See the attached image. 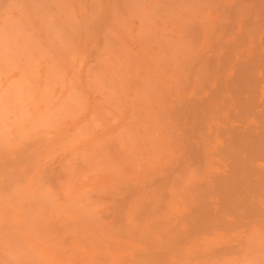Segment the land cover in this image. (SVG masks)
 <instances>
[{"label": "bare ground", "instance_id": "6f19581e", "mask_svg": "<svg viewBox=\"0 0 264 264\" xmlns=\"http://www.w3.org/2000/svg\"><path fill=\"white\" fill-rule=\"evenodd\" d=\"M37 2H45L50 17L49 13L40 15L45 9H40L42 5L38 8ZM16 7L30 15L31 25L33 13L47 18L55 38L50 36L52 30L38 29L39 35L50 31L47 35L51 38L47 37L53 41L47 38V46L54 41L67 45L66 51L58 48L55 55L50 52L52 57L49 50L45 51L48 56L43 53L51 57L52 64H59L58 69L51 64L52 70L46 61L45 80L51 71L54 76L60 70L61 75L63 67L74 64L75 57L69 56L73 47L82 60L77 58V65L89 64L83 72L89 78L88 87H96L97 81L98 88L105 79L113 85V78L118 79L108 91H102L101 84L99 89L88 88L84 82V91L91 89L94 96L99 90L102 93L89 104L85 102L87 91L83 97L80 89H75L79 88L75 87L79 77L76 66L72 71L75 88L70 91L66 87L70 93L68 97L65 91L58 101L62 107L53 104L57 110L51 106L52 113H47L55 115L53 112L64 108L59 117L52 116L58 120L54 121L57 127L65 122L67 112H78L79 106L73 111L72 105L83 100L87 103L85 114L92 119L84 122L97 129H83L82 121L70 139L69 131L77 125L68 121V131L62 130V124V131H50L52 137L49 132L44 134L47 139L42 134L44 140L38 136L36 142L34 138L23 142L11 134L12 143L7 145L10 139L5 146V128L0 131L6 138L0 135L4 140L0 143L4 146L0 148V264H264V0H0L3 25L5 19H10L9 25L19 22L12 18ZM3 28L2 37L3 31L5 35L8 31ZM63 55L71 58L68 61ZM92 58L94 61L87 62ZM95 70L101 73L100 78ZM55 79L57 84L52 79L45 85L51 83L52 91L53 86L60 84L61 88L65 78ZM15 92L2 95L0 91L1 99L5 101L6 93ZM25 92L23 98L16 93L18 100L30 96V101L37 95ZM27 93L30 95L24 97ZM41 93L44 99L47 88ZM8 97L7 102L15 99ZM42 97L38 96L39 104ZM50 97L44 100L51 105ZM82 97L85 99L80 100ZM62 99L69 100L67 106L61 104ZM20 101L10 103V110ZM34 101L29 102H33L32 108L39 105ZM5 102L0 104L3 112L7 110ZM21 103L13 106L16 113L4 114L23 119L17 115L21 107L23 113L31 110ZM101 110H107V116ZM40 116L36 117L39 121L44 119ZM94 116L102 121L97 123L99 128L92 122ZM52 118L42 124L52 123ZM39 121L36 123L41 126ZM5 122L0 126L5 127ZM50 123L48 129L53 130ZM21 125L17 134L23 133ZM8 126L11 129L13 125ZM35 127L30 133L46 128ZM75 135L82 137H78L80 141ZM33 147L36 150H31ZM11 184L23 196H31V201L24 202L20 195L19 203H11L14 191L10 190L15 188Z\"/></svg>", "mask_w": 264, "mask_h": 264}, {"label": "rangeland", "instance_id": "374dc122", "mask_svg": "<svg viewBox=\"0 0 264 264\" xmlns=\"http://www.w3.org/2000/svg\"><path fill=\"white\" fill-rule=\"evenodd\" d=\"M37 3H38V2H37ZM43 3H45V2H40V3H38L39 6H38L37 4H35V5H37L38 8L40 7V5H42V6L40 7V9L42 8L43 10L45 9V11H46V13H45V11H44V14L41 13L40 15H44V16H45V14H46L45 17H47V13H49L48 15H49V17H50V15H51V11H48V12H47V5H45V4H43ZM37 6H36V8H37ZM45 6H46V7H45ZM13 11H14V12H13V15H15V14H16V15H15L14 17H12V18L16 19V20L19 21V22H15V23L13 22V23H12L13 25H11V24L9 25V21H10V19H8V21H7L8 24H6V25H8L9 27L5 25V23H7V22H5L6 19L4 20V25H3V23H2V22H3L2 20H3V18H5V16H4V15H1V16H0V19H1L0 21H2V22H0V23H1L0 26L3 25V26L0 28V30L4 29L3 27L5 26V28L7 27L6 30H8L9 33H10V32L12 33V34L10 33V34L12 35V36H10V35H8V31H6V32H7V35H8V37H7L8 39L4 37V36H7V35H5V33H4L5 31H3V37H4V39H3V37L1 36L2 34H0V36H1L0 38H2V39L4 40V41H3V40L1 39V40H2V43H1V40H0V44H4V42H5V45H6V43H8V44H7L8 46L0 45V52H2V55H1V53H0V55H1L0 63H2V65L0 64V91L2 92V93H1L2 95H3L5 92H9V91H10V92H12V91L15 92L14 90H16V91H18V92H15V94H13V93H9V94L6 93V95H5V97L7 96V97L5 98V101H6V102L2 100V99H4V98L1 99V97H4V96H2V95L0 94V95H1V96H0V99L2 100V101H0V104H1V103L4 104L3 102H5V104H6V106H7V107H6L7 110L5 109L6 112H3V109H2L3 107H1V105H0V112H1V113H0V117L2 116V118L0 119V121L4 119L3 122H5V121L8 122V124H7L6 122L4 123V124H6L5 127L3 126V124H2L3 127L0 126V131L3 130V129L5 128V130L3 131V133H6L5 137L8 138V139H6V138L4 137V135L2 136L3 133L0 134V135L2 136V137L0 136L1 138H3V139L5 138V139H6L5 141L2 140V141H4V143H3V142L1 141V139H0V143L2 142L3 145H4L6 142H8V141L11 139V140H10L11 142L9 141L10 143H8L7 145L11 144V143H12V137H13L14 135H15L14 137H17V138L19 137V138H21V140H22L23 142L26 141V140H25L26 138H27V139L29 138L28 140H33L32 138H34V141H35V140H36L35 138H37L38 136H40V135H42V134H43L44 137H46L45 139H47V138H49V137H52V135H54V134H51L50 131H51L52 133H55V132H56V133H57V132L59 133V131H62V130L65 131V130H67V129H66V128H67V127H66V126H67V123H66V122H68V121H69V122H68L69 124H71V123H70L71 121H72V122L74 121V123L76 122L75 124L77 125V127L74 128V131L72 130L73 128H71L70 126H68V127L71 128V129H70V131H69L70 133L68 132L69 134H68V133H67V134H68V136L70 137V139H72V136L74 135V133L78 132V131H77L78 129L80 130L79 127L82 126L80 123H83L84 121H85V122L88 121V122H86V123H89V119L92 120L91 117L89 118V115H90V114H89V115H88V114H85V113H86V105H87V103H89V104L92 103V104H93V99H94V97L98 98V97L100 96V94L102 95V93H101L100 90H99V91L96 90V91L99 92V94H97V92L95 93V94H97L98 96H97V95L94 96V94H91V93H92V91H90L91 89L88 90V88H90L91 86L88 87V85H89L90 83H89V82H88L89 84L87 83V81H88L87 79H89V78H87L88 76L85 77V76H84V73H86V71L88 70V68H89V64H88V67H86V66H87V65H86L87 63L84 64L83 62L81 63L80 66L77 65L78 61L81 60V58H80L81 56L77 55V53L75 54L76 51H75V49H74L73 46H72L73 48L71 47L72 49H70V48L68 47V48L70 49V51H71V53L69 52L70 54H69V53H68V54H69V56H70V55L72 56V59H73V57H75V58H74L75 61L72 60V61L74 62V64H73V63H71V64L68 63L69 66H68V64H65V62H64V64H65L66 66H68L67 68H69V67H70V68L67 69V68L65 67V69H63V68H64V67H63V68L61 69V70L64 72V73H63V72L61 71V75H63L62 77L65 78L64 81L62 80V82H64L63 85H65V86L62 85V87H64V88L61 87V88H62V90H61V88H60V84H59V83H58L59 86H58V85H57V86H53V87H55L54 91H52L53 88H52V89L50 88L51 83H50V85H48L49 87H46V86H47V83H46V82H48L47 80H50V81L52 82V79H53V81L56 82L57 80H56L55 78H57V77H60L61 79H63V78L61 77V75L58 74V72H59L60 70H59L58 72L56 71L57 73H56L54 76L52 75V74H54V73H52V71H51V74H49V75L47 76V80H45V77H46V76H44L45 74L43 75L42 73H44V71H45V70H44V69L46 68L45 65H47V64H46V61H50V65L53 63V62L51 63V60H50V58L52 57V54H51L52 52H53V53H54L55 51L57 52V49H58V48H60V49H62V50H64V51H66L67 48L65 49V46H67V45L65 44V42H66L67 40H66V41L63 40V41H65V42H64L65 45L61 44L62 42H60L61 46H64V48H62V47L58 44L57 41H54V43H53L54 46H53L52 43H51V46H47L46 43H48V42H47L48 39L51 38L52 36H53L52 38H55V37H54L53 29L50 27L51 25H50V24L47 25V20H46L47 18H46V19H43L44 16H42V17L39 16V17H41L42 19L40 18V19L38 20L39 17L36 16L35 13H33L32 16H33V19H34V24L31 25L32 19H30V17H29L30 15H29V14H28V15H29L28 17H27V15H26V13H24V15H23V11H22V9L19 8V7H16ZM16 11H18L19 13L16 12ZM14 13H15V14H14ZM19 15H20V16H19ZM16 16L20 17V20H21V19H22V20L24 19L25 22L22 21V20H21V22H20L19 18L16 17ZM24 17H25V18H24ZM45 17H44V18H45ZM12 18H11V19H12ZM28 19H29V22H28ZM30 20H31V22H30ZM40 21H42L43 23H42V22L40 23ZM45 21H46V25H47L49 28L45 25ZM48 21H49V20H48ZM22 22H23V23H22ZM10 23H11V22H10ZM18 23H22V24H21L22 27H21L20 25H18ZM32 23H33V22H32ZM14 24H15V25H14ZM16 24H17V25H16ZM26 24H27L28 27H26ZM35 24H36V25H35ZM41 24H42V25H41ZM30 25H31L32 27H33V25H34V28H32ZM44 25H45L46 27H44ZM35 26H37V27H35ZM8 28H9L10 30H9ZM11 28H12V29H11ZM13 28L16 29V31H15ZM18 28H21V29H20L21 33H20V31L18 30ZM29 28H30V29H29ZM31 28L34 29L35 31L37 30V31H36L37 33H36L34 30H32ZM35 28H36V29H35ZM39 28H40V29H41V28H42V29H43V28H45V29L47 28V30H52L51 33H50V31H48V32L51 34V35H50L51 37L48 36L49 34H48L47 31H46V32H47L48 35H47L46 33H44V31H42V34L39 35V34H40V33L38 32V31L40 30ZM22 29H23V30L25 29V30L22 31ZM38 29H39V30H38ZM43 30H44V29H43ZM12 31H13V32H12ZM30 31H31V32H30ZM32 31H33V32H32ZM14 32H16V34H15ZM17 32L20 33V34H17ZM26 32H27V33H26ZM52 32H53V33H52ZM1 33H2V31H1ZM23 33H24V34H23ZM34 33H35V34H34ZM22 34H23V35H22ZM31 34H32L33 36H32ZM52 34H53V35H52ZM19 35H21L22 37L19 36ZM28 35H29V36H28ZM34 35H35V38H33ZM43 35H46V36H44V37H46V38H44ZM14 36H15V37H14ZM16 36H19V37H16ZM23 36H24V38H23ZM25 36H26V38H27L28 41L25 40ZM41 36H42V37H41ZM47 36H48L49 38H48ZM13 37H14V38H13ZM20 37H21V38H20ZM22 38H23L24 40H23ZM28 38H30V40H32V42H34L35 45H32V44H34V43H32V42L30 43V40H29ZM43 38H44L45 40H44ZM47 38H48V39H47ZM16 39H17V40H16ZM21 39L24 41V43L26 42V44H23V41H22V43L20 44ZM41 39H42L43 41H42ZM46 39H47V40H46ZM5 40H6V41H5ZM10 40H11V41H10ZM35 40H36L37 42H36ZM40 40H41V41H40ZM38 41H39V42H38ZM49 41H50V39H49ZM51 41H53V39H51ZM51 41H50V42H51ZM10 42H11V44H12V43H14V44L11 45ZM16 42H17V43H16ZM67 42H68V41H67ZM67 42H66V43H67ZM15 43H16V44H15ZM18 43H19V44H18ZM37 43H38V44H37ZM56 43L58 44V46H57ZM44 44H45V45H44ZM55 44H56V45H55ZM67 44H70V43H67ZM71 44L73 45L72 41H71ZM71 44H70V45H71ZM20 45H22V46L24 45V47H26V46L28 45V46L26 47L28 50H26V48H24V47H21ZM29 45H31V46L29 47ZM40 45H42V46L44 45V47H46V49H43L44 47H42V46H41V47H42V48H41ZM50 47H51V48H50ZM54 47H56V48L54 49ZM3 48H4L5 50H4ZM9 48H10V49H9ZM36 48H37V49H36ZM38 48H39V49H38ZM47 48H50L51 51H50V49H47ZM2 49H3V50H2ZM21 49H22V50H21ZM24 49H25V50H24ZM69 49H68V50H69ZM73 49H74V50H73ZM10 50H11V51H10ZM23 50H24V51H23ZM38 50H39L40 52H39ZM47 50H49V53L51 52V53H50V54H51V57L46 58V57L48 56L47 53H46ZM52 50H53V51H52ZM3 51H4V52H3ZM25 51H26V52H25ZM45 51H46V52H45ZM41 52H42V53H41ZM44 52H45L46 54H45ZM56 52H55V53H56ZM62 52H63V51H62ZM4 53H5V56H4ZM35 53H36V54H35ZM43 53H44L45 55H47V56L44 57L45 55H44ZM55 53H54L53 55H55ZM64 53H65V52H64ZM50 54H49V55H50ZM65 54H66V53H65ZM26 55H28V56H26ZM66 55H67V54H66ZM66 55H63V56L67 57ZM22 56H23V57H22ZM38 56H39V57H38ZM21 57H22V58H21ZM25 57H26V58H25ZM32 57H33V58H32ZM70 58H71V57H70ZM70 58L67 57L68 61H69ZM77 58H78V59L80 58V59L77 61ZM41 59H42V60H41ZM92 59H93V58H92ZM92 59H89L87 62H89V61H90V62H91V61H94L95 58H94L93 60H92ZM97 59H98V58H97ZM20 60H21V61H20ZM22 60H24V61H22ZM30 60H31V61H30ZM37 60H38V61H37ZM64 60H65V59H63V61H64ZM2 61H3V62H2ZM16 61L19 62V63H16ZM61 61H62V60H61ZM63 61H62V62H63ZM68 61H67V62H68ZM81 61H82V60H81ZM81 61H80V62H81ZM95 61H96V60H95ZM58 62H59V61H58ZM62 62H60V63L62 64ZM80 62H79V64H80ZM98 62H100V60H98L97 63H98ZM4 63H5V64H4ZM15 63H16V64H15ZM54 63H55V62H54ZM56 63H57V62H56ZM100 63H101V62H100ZM7 64H8V65H7ZM44 64H45V65H44ZM83 64H84V65H83ZM92 64H93V63H92ZM92 64H91V65H92ZM4 65H5V66H4ZM23 65H24V66H23ZM52 65L56 66L55 69H58V68H59V67H57V65L59 66V64H56V65H55V64H52ZM52 65H51V68H52ZM65 65H62V66H65ZM72 65H73V66H72ZM85 65H86V66H85ZM91 65H90V66H91ZM94 65H95V63H94ZM94 65H92V66H94ZM22 66H23V67H22ZM42 66H44V67H42ZM71 66H72V67H71ZM76 66H79V68L76 67ZM74 67H75V68H74ZM81 67H83V69H82ZM85 67H86V68H85ZM24 68H25V70H24ZM42 68H43V71H42ZM60 68H61V66H60ZM76 68H78V69L75 70ZM90 68H91V67H90ZM15 69H16V70H15ZM28 69H29V70H28ZM33 69H34V70H33ZM37 69H38V70H37ZM49 69H50V68H49ZM70 69H71V72L69 71ZM92 69H93V67H92ZM23 70H24V73L26 72L25 74H26L27 81H26V78L23 79V77L25 76L24 73L22 74ZM52 70H53V68H52ZM73 70L77 71V73H76L75 71H73ZM80 70H81L82 72H81ZM85 70H86V71H85ZM90 70H91V69H90ZM90 70H89V71H90ZM27 71H28V72H27ZM33 71H34V72H33ZM35 71H36V72H35ZM49 71H50V70H49ZM54 71H55V70H54ZM54 71H53V72H54ZM68 71H69L70 73H69ZM72 71L75 72V75L77 74V77H78V76L80 77V78L78 77V81H76L77 79H74V80H73V81H76V83L78 82V85H77V86H75V84H76L75 82H74L75 84L72 83V77L75 76V75L73 74ZM46 72H47V71H46ZM46 72H45V73H46ZM78 72H79V74H78ZM83 72H84V73H83ZM94 72H96V70H95ZM5 73H7V74H5ZM37 73H38L39 75H38ZM68 73H69V75H68ZM71 73H72L73 75H72ZM87 73H88V72H87ZM91 73H92V72H91ZM91 73L89 72V74H91ZM96 73H98V72H96ZM1 74H2L4 77H3ZM4 74H5V75H4ZM27 74H29V77H27ZM30 74H31V75H30ZM64 74H65L66 77L64 76ZM82 74H83V75H82ZM99 74H101V73L99 72L96 76H98ZM23 75H24V76H23ZM37 75H38V76H37ZM40 75H42V76L39 77ZM81 75H82V76H81ZM85 75H86V74H85ZM87 75H88V74H87ZM117 75H118V74H117ZM89 76H90V75H89ZM93 76H94V75L91 74V77H92L93 79L90 77V80L92 79L91 81L93 82V80H94V82H95V81H96V80H95L96 77L94 78ZM32 77H33V79H32ZM38 77L40 78V80H38V79H39ZM67 77H71V79H69V78H67ZM75 77H76V76H75ZM83 77H84L85 79H83ZM98 77H99V76H98ZM101 77H102V75H101ZM113 77H114V76H113ZM117 77H118V76H117ZM117 77L115 76L116 79H118ZM28 78H29V79H28ZM81 78L83 79V82H82V79H81ZM99 78H100V77H99ZM115 78H113V79L115 80L114 83H113V80H112L113 85H109L108 83H105V82H107L106 79H105V78H102L101 80H104V79H105V81H103L104 84H102V82H99V83L102 85V87H100V84H99V86H98V88H97V84H98V82L96 81V83H97V84H96V87H94L95 84H94V86H93V85H92L93 83H91V85L93 86V87H91V88H93V89H94V88L99 89V87H100V89H101V88L104 89L105 87H108V89H107V88H106V90H103V89H102V91H108V90H111L112 87H113L114 85L117 84ZM36 79H37V80H36ZM41 79H42L43 81H45V82H44V83H45L44 85H40V84H39V83L43 84V81H42ZM58 79H59V78H58ZM67 79L71 80V83H70V84H71V87H70V84L68 85V82L66 81ZM97 79H98V78H97ZM79 80H81V81L79 82ZM84 80H85V81H84ZM86 80H87V81H86ZM90 80H89V81H90ZM101 80L98 79V81H101ZM14 81H15V83H14ZM21 81H22V82H21ZM37 81H42V82H37ZM50 81H49V82H50ZM91 81H90V82H91ZM35 82H37V84H36ZM49 82H48V83H49ZM58 82H59V80H58ZM69 82H70V81H69ZM84 82H86V83H84ZM60 83H61V81H60ZM81 83H82V84H81ZM83 83H84L85 85L88 84V85L86 86V87H88V88H87V90H85V91H87L85 94H88V95L90 94V95H89L90 97H89L88 95L86 96V100H85V102L88 101L87 103H84L83 100H82V99H85V98H83V97H84L83 95H84V92H85V91H84V88H83V87H84V84H83ZM112 83H111V84H112ZM27 84H28V85H27ZM53 84H57V82H56V83H53ZM61 84H62V83H61ZM72 84H74L75 87H78V86H79V88H75L74 86H72ZM107 84H108L109 86H108ZM18 85L21 86V87H19ZM22 85H23V87H22ZM45 85H46V86H45ZM81 85H82V88H83V89L81 88ZM12 86H13V87H12ZM39 86L41 87V89H39ZM43 86L47 88V94H48V95L51 94V91L53 92V94H51V95H52L51 97H50V96H47V94L45 93V94H46V97L44 98L45 100H49V98L46 99L47 97H50V99L52 98V99H53V101H52L53 103H51V105L48 104L49 102H47V101L45 102V100L43 99V97L40 96L41 94H42L43 96H45L43 93H41V90H43V89H44V92L46 91V88H43ZM111 86H112V87H111ZM6 87H7V88H6ZM14 87H15L16 89H15ZM66 87L69 88V90H70L72 87H74V88L76 89V91H78V90L80 89L78 92H79L80 95L82 94V96H83L82 98H80V100H82L83 104H82V102H81L80 100H79V102H81V103L74 104V103H75V102H74V103H73L74 105H72V106H73V108H75V110H73V111H76V108L79 106V108H77L78 112L76 111V113L78 114V113H79V110H83V109H84L83 111H85V112L83 113V111H80V114H78L79 116H78L75 112H72L73 114H70V113L67 112V113H66V117H67V116H68V117L65 119V122L62 123L63 125H64V124H65V125L63 126L62 124H60L59 126L56 127V125H54V121H56L57 119L52 118V116H53L54 114L50 115V114H47V113H52L51 110L54 109V108H56V106L54 107V105H58V104H59V102H60L59 100H60L61 98H63V95H64V94L67 95V92H69V90H68ZM86 87H85V89H86ZM17 88H18V89H17ZM74 88H73V89H74ZM27 89H28V90H27ZM38 89H39V90H38ZM50 89H51V90H50ZM75 89H74V90H75ZM77 89H78V90H77ZM93 89H92V90H93ZM5 90H6V91H5ZM21 90H23V91H21ZM30 90H32V91L35 90V91H33V92L31 93ZM55 90H57V92H56ZM58 90L61 91V95L58 94V93H59ZM3 91H5V92H3ZM24 91H26V92L29 91L31 94H33V97H34L35 94H37V95L39 94V95H38V96H39V99H40L41 97H42V99H43V102L41 103L42 105L39 104L41 99L39 100L37 95H35L34 98L31 97L30 101H29L30 96H29V98H28V97L24 98V99H23L24 101H23L22 99H21V101L18 100L19 96H20L21 98H23L21 95H22V92L24 93ZM62 91H63V92H62ZM65 91H66V93H64ZM70 91H72V89H71ZM76 91H73V92H76ZM80 91H82L83 93H80ZM88 91H89L90 93H88ZM94 91H95V90H94ZM94 91H93V92H94ZM26 92H25V93H26ZM78 92H76V93H78ZM16 93H17V94L19 93L20 95L18 94L19 96H17ZM40 93H41V94H40ZM56 93H57V95H56ZM63 93H64V94H63ZM69 93H70V92H69ZM107 93H108V92H107ZM107 93L105 92L104 94H107ZM10 94L13 95V97H14V96H17V98L14 97V98L16 99V103H17V101H20V102H18L17 105H16V104H12L13 106H14V105H15V106H19V104H20L21 102H24V103H21V104H23V105L25 104V105H24V106H25L24 108H26V106H27L26 104H28V106H27L28 108H26V109H27V111L31 110V111L28 112V114L26 113V111L23 113V108L21 107V105H20V107H21L22 110L20 109V107H16V109L18 108V112H19L20 110L22 111V112L20 111L17 115H22V116H23V117H22L23 119L20 118L21 116L19 117L20 119H18V116H16V114H14L15 116H13V114L5 115V114H9V113H10L9 111H14L13 113H16V112H15L16 110L13 109V108H15V107L12 106V109H13V110H12V109L10 110V105H11L10 103H13V102L15 101V99L12 98L13 100H11V98H10V100L13 101V102H7V100L9 99L8 96L11 97ZM54 94L57 96V98L54 96ZM62 94H63V95H62ZM28 95H30V94H29V93H27V95L23 94L24 97H25V96H28ZM71 95H72V94H71ZM75 95H76V94H75ZM80 95H79V96H80ZM31 96H32V95H31ZM36 96H37V97H36ZM61 96H62V97H61ZM67 96L69 97V95H67ZM73 96H74V95H73ZM106 96H107V95H106ZM75 97H77V96H75ZM87 97H89V99H88ZM92 97H93V99H92ZM55 98H56V99H55ZM78 98H79V97H78ZM78 98H75V99H78ZM19 99H20V98H19ZM25 99H27L28 102H26L27 100L25 101ZM34 99H35V101H36V104L38 103V104L41 105V106L36 105V107L32 108L33 106H31V105H33V102H32V104H30L29 102H31V101L34 100ZM37 99H38V100H37ZM54 99H55V102H54ZM66 99H67V98H65V101H66ZM68 99H71V98H68ZM87 99H88V100H87ZM8 101H9V100H8ZM35 101H34V103H35ZM37 101H38V102H37ZM58 101H59V102H58ZM65 101L62 99L61 104L63 105V102H65ZM75 101H76V100H75ZM50 102H51V101H50ZM56 102H57V103H56ZM68 102H69V100H68L67 102H65V105H66V103H68ZM76 102H77V101H76ZM14 103H15V102H14ZM55 103H56V104H55ZM70 103H71V102H70ZM43 104H44V105L46 104L48 108L46 107V105L43 106ZM53 104H54V105H53ZM84 104H85V105H84ZM8 105H9V106H8ZM23 105H22V106H23ZM65 105H64V106H65ZM68 105H69V104H68ZM70 105H71V104H70ZM80 105H82V106H80ZM83 105H84V106H83ZM3 106H5V105H3ZM29 106H31V108L34 109L35 111L32 110ZM34 106H35V104H34ZM49 106H50V107H49ZM51 106H53L54 108H52ZM58 106H61V105L59 104ZM58 106H57V107H58ZM66 106H67V105H66ZM8 107H9V108H8ZM37 107H39V109H38ZM41 107H42V109H41ZM43 107H44V111H45V108H46L45 113L49 116V118H47V119H48V120H50V118H52V120L55 119V120L52 121V123H50L49 121H47L48 123H46V125H45V122H46V121H45L44 124H42V123H43V120H47L46 117L43 116V114H44V113H43V112H44V111H43ZM61 107H62V106H61ZM80 107H81V108L83 107V108L80 109ZM51 108H52V109H51ZM69 108H70V107H69ZM69 108H68V109H69ZM73 108H72V109H73ZM19 109H20V110H19ZM26 109H24V110H26ZM28 109H29V110H28ZM48 109H49V110H48ZM59 109H60V108H59ZM59 109H58V112L60 111V114H61L62 112H65V110H63L64 108H63L62 110H59ZM65 109H66V108H65ZM68 109H67V110H68ZM72 109H69V110H72ZM106 109H107V108H106ZM5 110H4V111H5ZM47 110H48V111H47ZM54 110L56 111L57 108L54 109ZM67 110H66V111H67ZM104 110H105V109H104ZM37 111H41V112L39 113V112H37ZM33 112H36V113H34V114H37V115L35 116V115L33 114ZM58 112H53V113H56L57 116H58ZM69 112H70V111H69ZM105 112L108 113L107 110L104 111V112L101 110V114L103 113V114H106V116H107V113H105ZM4 113H5V114H4ZM11 113H12V112H11ZM20 113H21V114H20ZM30 113H31L32 115H31ZM38 113H39V114H38ZM74 113L76 114L77 117L74 115ZM26 114H27V115H26ZM46 114H45V115H46ZM56 114H55L54 116H56ZM82 114H83V115H82ZM28 115H29L30 118L28 117ZM38 115H39V116L41 115L40 117L43 116L42 118H44V119H40V121H42V122H40L39 119H37V118H39ZM69 115H71V116L73 115V118H71ZM81 115H82L84 118H83ZM87 115H88V117H87ZM24 116H25V117H24ZM50 116H51V117H50ZM61 116H62V117H60V118H63V119H64V115H61ZM74 116H75L76 118H75ZM90 116H91V115H90ZM102 116H103V115H102ZM32 117H35V118L33 119ZM36 117H37V118H36ZM58 117H59V116H58ZM58 117H57V118H58ZM94 117H95V116H94ZM12 118H13V119H12ZM28 118H29V119H28ZM31 118H32V119H31ZM70 118H71V119H70ZM78 118H80V119H78ZM82 118H83L84 120H82ZM86 118H87V119H86ZM58 119H59V118H58ZM76 119H77L78 121H77ZM85 119H86V120H85ZM8 120H9V121H8ZM27 120H28V122H29V120H31V122H32V123H35V124L37 125V127H35V126H36L35 124L32 125V124H30V122L28 123ZM33 120H34L35 122H33ZM36 120L39 121V122L41 123V126H45V127L48 126L49 123H50V127H51V126H52V128L54 127V129H55L56 131H55L54 129L52 130L51 128H50L51 130L48 129L49 126L46 127L47 129H46V128H43V127L40 128L41 126H39L40 124H38V122L36 123ZM75 120H76V121H75ZM79 120H80V121H79ZM12 121H16V122L13 123ZM57 121H58V120H57ZM57 121H56V123H57ZM59 121H60V119H59ZM62 121H63V120H62ZM82 121H83V122H82ZM94 121L96 122V126H97V123H98L99 125L102 123L101 119H99L98 117H95V118L93 119L92 122H94ZM3 122L1 121L0 123H3ZM85 122H84V124H83V129H86V130H90V131H91V129H95V128H96V127H93L95 124H92V127H91V128H88V127H87L88 124L86 125ZM95 122H94V123H95ZM9 124H10L11 126L13 125L14 127H13V126H12V127L10 126L11 129L6 128V127H9V126H8ZM18 124H19V125H18ZM21 124H22L25 128H24ZM24 124H25V125H24ZM26 124H27V126H26ZM0 125H1V124H0ZM15 125H18V126H15ZM20 125H21V128L23 127V128H22V132H23L24 134H23V133L20 134V132H19V134H17V131L21 130V129H19V128H20V127H19ZM34 125H35V126H34ZM61 125L63 126L62 130H60V129H61ZM79 125H80V126H79ZM84 125H85V127H84ZM89 125H91V124H89ZM99 125H98V126H99ZM32 126L35 127V129H36V128H40V129H39V130L36 129V131H33L32 133H30L31 130H32ZM98 126H97V127H98ZM1 127H2V128H1ZM15 127H16V128H15ZM65 127H66V128H65ZM99 127H100V126H99ZM99 127H98V128H99ZM30 128H31V129H30ZM77 128H78V129H77ZM6 129H9V130L6 131ZM13 129H14V130H13ZM16 129H17V131H16ZM27 129H28V131H27ZM43 129H44V130H43ZM96 129H97V128H96ZM23 130H24V131H23ZM25 130H26V131H25ZM29 130H30V131H29ZM33 130H34V129H33ZM40 130H41V131H40ZM42 130H43V133H41ZM47 130H48V131H47ZM57 130H59V131H57ZM75 130H76V131H75ZM44 131H45V132H44ZM67 131H68V130H67ZM71 131H73V134H71V133H72ZM11 132H12V133H11ZM36 132H37V133L39 132V133H41V134H39V133L37 134ZM48 132H49L50 134H49ZM80 132H81V131H80ZM83 132H84V130H83ZM83 132H82V133H83ZM87 132H88V131H87ZM29 133H30V134H29ZM33 133H34V134H33ZM46 133H47V135L49 134V137H47V135H44V134H46ZM82 133H81V134H82ZM7 134H8V135H7ZM11 134H12L13 136H12ZM84 134H86V132H84ZM21 135H22V136H21ZM76 135H79V134L77 133ZM76 135H75L74 137H76L77 140H79L78 137L80 138L81 136H76ZM82 135H83V134H82ZM8 136H9V137H8ZM23 136H24V137H23ZM29 136H30V137H29ZM31 136H32V137H31ZM34 136H35V137H34ZM43 136H42V137L40 136V137L43 139V138H44ZM83 136H84V135H83ZM76 138H75V140H76ZM81 138H82V137H81ZM38 139H39V137L37 138V140H38ZM42 139H40V140H42ZM43 140H44V139H43ZM38 141H39V140H38ZM79 141H80V140H79ZM79 141H77V142H79ZM28 142H29V141H28ZM30 142H33V141H30ZM35 142H36V141H35ZM35 142H34V143H35ZM75 142H76V141H75ZM35 144H36V143H35ZM75 144H76V143H75ZM0 146H1L0 148H2V147H4L5 145L2 146V144H1ZM35 146H36V145H35ZM37 147H38V145H37ZM31 150H36V149H35V147H33V148H31ZM19 182H20V181H19ZM19 182H18V184H20ZM16 184H17V183H15V186L17 187L18 184H17V185H16ZM12 185H13V184H11L10 187H11ZM13 186H14V185H13ZM15 186H14V187H15ZM10 187H9V188H6V190H8V192H9V190H10ZM16 187H15V188H16ZM42 187H43V188H41V189L44 190V187H46V186H45V185H44V186L42 185ZM11 188H12L13 190H10V191H14V193H15V191H16V193H17V192L20 190L19 188H16V189L13 188V187H11ZM17 190H18V191H17ZM46 191H47V190H46ZM5 192H7V191H5ZM5 192H3V193H5ZM19 192H21V191H19ZM19 192H18L19 195H16V194H14L13 192H12L13 194L11 193V194H12V195H11V200H10V201H12L11 203H14V201H15V203H19L21 200L18 202L17 199L19 200V199H21V198L23 199L24 202H27L25 199H28V200L31 199V196H23V195H22L21 193H19ZM40 192H41V190H40ZM3 193H2V196L4 195ZM41 193H42V196H43L44 193H43V192H41ZM41 193H39L37 196H39ZM5 194H6V193H5ZM7 194H8V193H7ZM9 195H10V194H9ZM9 195H8V196H9ZM13 195L16 196V197L18 196V197H17V198L14 197L15 199L13 200V199H12V198H13V197H12ZM20 195H22V196H20ZM2 196H1V198H2L3 201H4V198H3V197H4L5 195H4L3 197H2ZM8 196L6 195V197H8ZM19 196H20L21 198H19ZM42 196H39V197H42ZM6 197H5V199H8V198H6ZM25 197H27V198H25ZM28 197H30V198H28ZM32 197H33V196H32ZM9 198H10V196H9ZM33 199H34V198H33ZM33 199H32V200H33ZM8 200H9V199H8ZM8 200H7V201H8ZM34 200H35V199H34ZM10 201H9V202H10ZM30 201H31V200H29V202H30Z\"/></svg>", "mask_w": 264, "mask_h": 264}]
</instances>
